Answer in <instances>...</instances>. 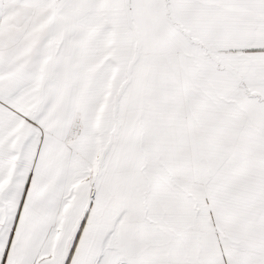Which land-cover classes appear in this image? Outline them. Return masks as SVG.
I'll use <instances>...</instances> for the list:
<instances>
[{"label": "snow or ice", "instance_id": "6c2138e0", "mask_svg": "<svg viewBox=\"0 0 264 264\" xmlns=\"http://www.w3.org/2000/svg\"><path fill=\"white\" fill-rule=\"evenodd\" d=\"M0 264H264V0H0Z\"/></svg>", "mask_w": 264, "mask_h": 264}]
</instances>
